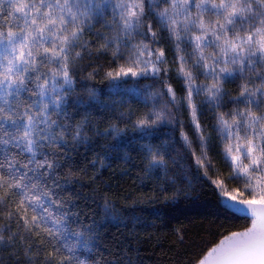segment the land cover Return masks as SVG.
<instances>
[{"label": "snow or ice", "instance_id": "1", "mask_svg": "<svg viewBox=\"0 0 264 264\" xmlns=\"http://www.w3.org/2000/svg\"><path fill=\"white\" fill-rule=\"evenodd\" d=\"M182 203L172 264H264V0H0V264H143Z\"/></svg>", "mask_w": 264, "mask_h": 264}, {"label": "trees", "instance_id": "2", "mask_svg": "<svg viewBox=\"0 0 264 264\" xmlns=\"http://www.w3.org/2000/svg\"><path fill=\"white\" fill-rule=\"evenodd\" d=\"M133 155H135V153H133ZM121 167H124V161L122 159L115 160L112 164V171L105 170L104 175L106 178L111 176L112 191L122 195L124 191L129 190L132 186V182L135 179V172L138 171V169H134L131 176H122L120 174ZM105 190L107 191V189ZM117 204L124 209L123 201L118 200ZM157 207L160 206L157 205ZM180 207V211L184 212V215L173 213L170 216L160 217L151 215V209L145 208V214L148 215L150 221L155 222V227L147 230H140L139 239L132 241V247L139 249V254L143 258V264H172L169 258L176 252V248L172 244L174 240V237L171 235L173 228L185 225L191 229L192 233L196 232V223L201 220L204 208L183 203ZM137 211H139V209H137ZM128 214L129 212L125 209V215ZM190 221H192V223H190ZM118 228L119 232L117 231ZM105 229L106 239H112L113 236H118L125 232L119 225L108 224L105 225ZM102 231H104V229H102ZM148 232L153 233L151 238L148 237Z\"/></svg>", "mask_w": 264, "mask_h": 264}]
</instances>
